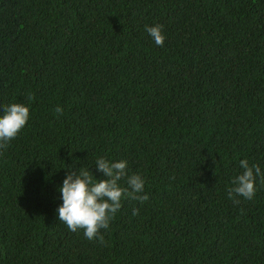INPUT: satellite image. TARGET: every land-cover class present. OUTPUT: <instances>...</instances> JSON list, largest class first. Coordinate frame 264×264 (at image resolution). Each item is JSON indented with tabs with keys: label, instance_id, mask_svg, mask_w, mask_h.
<instances>
[{
	"label": "trees",
	"instance_id": "1",
	"mask_svg": "<svg viewBox=\"0 0 264 264\" xmlns=\"http://www.w3.org/2000/svg\"><path fill=\"white\" fill-rule=\"evenodd\" d=\"M12 103L30 117L0 150V264H264V184L228 196L241 160L264 173V0H0V115ZM100 157L148 196L104 243L57 212Z\"/></svg>",
	"mask_w": 264,
	"mask_h": 264
},
{
	"label": "clouds",
	"instance_id": "2",
	"mask_svg": "<svg viewBox=\"0 0 264 264\" xmlns=\"http://www.w3.org/2000/svg\"><path fill=\"white\" fill-rule=\"evenodd\" d=\"M146 31L157 46H163L165 35L163 26L156 24L146 26ZM29 101L34 99L29 94ZM63 108L57 106L55 113L62 115ZM30 117V107L25 103H12L3 107L0 115V150H6L9 142L14 140L26 126ZM97 170L104 175V179L96 176L84 167L70 170L63 181L59 191L63 203L57 209L58 218L68 230L77 232L83 230L84 236L89 240L98 239L104 243L101 230H107L116 213L122 208V199L125 197L139 200L141 203L148 200L147 195H140L145 186V180L140 174H127L126 160L117 162L100 157L95 161ZM242 173L236 176L232 183L234 187L228 189V196L235 203L243 197L251 200L256 195V179L260 177L264 184V173L258 164H249L247 159L240 161ZM126 178L127 186H122L120 181ZM139 209H133V215H138Z\"/></svg>",
	"mask_w": 264,
	"mask_h": 264
}]
</instances>
